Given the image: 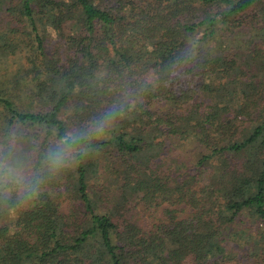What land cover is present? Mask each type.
Masks as SVG:
<instances>
[{
	"label": "trees",
	"instance_id": "obj_1",
	"mask_svg": "<svg viewBox=\"0 0 264 264\" xmlns=\"http://www.w3.org/2000/svg\"><path fill=\"white\" fill-rule=\"evenodd\" d=\"M6 11L0 144L36 153L39 185L23 204L0 200V264H264V0H18ZM112 106L123 115L78 146L86 154L46 170L50 144ZM183 144L195 161L175 153ZM181 205L193 213L180 217ZM252 219L258 249L248 241L239 257L233 229Z\"/></svg>",
	"mask_w": 264,
	"mask_h": 264
},
{
	"label": "clouds",
	"instance_id": "obj_2",
	"mask_svg": "<svg viewBox=\"0 0 264 264\" xmlns=\"http://www.w3.org/2000/svg\"><path fill=\"white\" fill-rule=\"evenodd\" d=\"M122 115L119 107L112 106L84 127L66 131L45 149L46 170L58 173L73 162L77 153L86 154V149L78 146L102 136ZM35 158L34 151H24L15 142L0 144V200L15 198L23 204L37 195L39 176L34 167Z\"/></svg>",
	"mask_w": 264,
	"mask_h": 264
},
{
	"label": "rangeland",
	"instance_id": "obj_3",
	"mask_svg": "<svg viewBox=\"0 0 264 264\" xmlns=\"http://www.w3.org/2000/svg\"><path fill=\"white\" fill-rule=\"evenodd\" d=\"M17 1L18 0H0V21H2L1 19H3V18L6 19L7 21L9 20V17L7 16L8 12L6 10L10 5L15 4V2H17ZM256 13H257L256 9H252L246 13V15L244 16V19L246 22L250 21V23H244L245 26H248L249 24L252 25V23L255 24L254 19H256ZM258 41H261V40H256L254 45L259 44ZM48 42H49L48 43V50H49L52 47L53 41H48ZM173 139L174 138H171L168 140L167 146H172V140ZM166 140H167V138H166ZM182 146L184 148V151H182V149H183L182 147H179L177 149L174 148L175 153H180L181 155H186V157H188V159L195 161L196 158L198 157V154H199L198 150L195 149V147L190 146V144H187V145L183 144ZM171 154H174L173 151ZM54 192L56 194V197H57L59 204L61 205V209L65 212H67L69 209V204H70L67 193L64 191V189H60V190L55 189ZM139 206L141 207V205H139ZM178 208H179L178 215L180 217L189 216L193 213V210H194L193 208H191L189 206H185V205H181ZM245 222H246V220L242 221V224H238L233 229L234 231L238 230L239 232H243L242 242L240 243L242 246H239L240 244L235 245V247L239 251V253H238L239 257L243 256L246 249H248V247H249L247 244L248 241L249 242L252 241L251 244H252V246H254L253 248L258 249V246H256V242L254 241L255 239H254V235H253V233H254L253 231L255 229H257L258 224L255 221V219H252L251 222H249V221H247L246 223ZM256 259H257V257L249 259V260H242V261L233 260L232 262H230L228 264H256V261H257Z\"/></svg>",
	"mask_w": 264,
	"mask_h": 264
}]
</instances>
